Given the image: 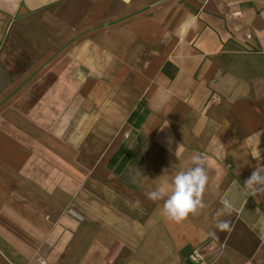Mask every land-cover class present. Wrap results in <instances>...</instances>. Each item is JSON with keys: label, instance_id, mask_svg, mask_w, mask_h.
<instances>
[{"label": "crops", "instance_id": "1", "mask_svg": "<svg viewBox=\"0 0 264 264\" xmlns=\"http://www.w3.org/2000/svg\"><path fill=\"white\" fill-rule=\"evenodd\" d=\"M263 61L264 0H0V264H264Z\"/></svg>", "mask_w": 264, "mask_h": 264}, {"label": "clouds", "instance_id": "2", "mask_svg": "<svg viewBox=\"0 0 264 264\" xmlns=\"http://www.w3.org/2000/svg\"><path fill=\"white\" fill-rule=\"evenodd\" d=\"M175 155L179 159L180 145L177 147ZM251 155L257 158L255 146H253ZM192 159L194 166L177 172L172 179L171 187L161 184L146 194L148 199L154 202L163 201V215L176 222L183 221L190 214H197L200 209L205 207L203 196L209 180L207 169L210 163L207 157L199 155ZM245 186L250 189V195L264 196V168L258 167L253 171L245 182ZM222 203L224 212L230 215L234 210L231 203L228 201ZM261 216L264 217V213H261ZM216 227L220 231H225L229 229V223L221 220L216 224Z\"/></svg>", "mask_w": 264, "mask_h": 264}, {"label": "built area", "instance_id": "3", "mask_svg": "<svg viewBox=\"0 0 264 264\" xmlns=\"http://www.w3.org/2000/svg\"><path fill=\"white\" fill-rule=\"evenodd\" d=\"M190 256L194 259V260H197L200 258V254L197 252L196 249H194L191 253H190Z\"/></svg>", "mask_w": 264, "mask_h": 264}, {"label": "trees", "instance_id": "4", "mask_svg": "<svg viewBox=\"0 0 264 264\" xmlns=\"http://www.w3.org/2000/svg\"><path fill=\"white\" fill-rule=\"evenodd\" d=\"M227 42H228V40L225 43H227ZM227 44H229V43H227ZM263 63H264V61H263Z\"/></svg>", "mask_w": 264, "mask_h": 264}]
</instances>
